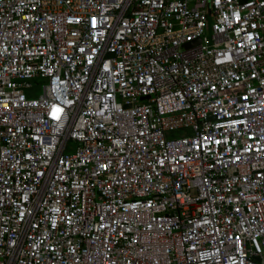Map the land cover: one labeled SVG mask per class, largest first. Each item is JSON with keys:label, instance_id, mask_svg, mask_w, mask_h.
<instances>
[{"label": "built area", "instance_id": "obj_1", "mask_svg": "<svg viewBox=\"0 0 264 264\" xmlns=\"http://www.w3.org/2000/svg\"><path fill=\"white\" fill-rule=\"evenodd\" d=\"M0 264H264V0H0Z\"/></svg>", "mask_w": 264, "mask_h": 264}, {"label": "rangeland", "instance_id": "obj_2", "mask_svg": "<svg viewBox=\"0 0 264 264\" xmlns=\"http://www.w3.org/2000/svg\"><path fill=\"white\" fill-rule=\"evenodd\" d=\"M38 81H42V80H38ZM40 91H41V87H40V84H37V86L34 87L33 91L31 92V95L26 92L25 95L27 98H30V97H36L40 94ZM176 136V133H174L171 137H174ZM167 138H169V136H167ZM69 151H71V148L69 149Z\"/></svg>", "mask_w": 264, "mask_h": 264}]
</instances>
